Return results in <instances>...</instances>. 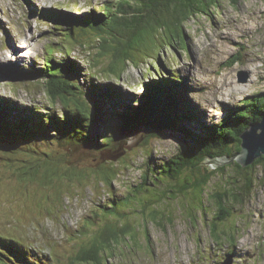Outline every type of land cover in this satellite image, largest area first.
Listing matches in <instances>:
<instances>
[{
  "label": "rangeland",
  "instance_id": "obj_1",
  "mask_svg": "<svg viewBox=\"0 0 264 264\" xmlns=\"http://www.w3.org/2000/svg\"><path fill=\"white\" fill-rule=\"evenodd\" d=\"M120 2L124 0H25L23 5L22 0H0V107L22 111L32 105L41 108L44 117L50 107L62 113L67 104L54 100V106L46 84L40 82L43 68L53 60L65 65L73 60L76 65L66 66H72L73 71L78 67L82 72L75 73L80 76L84 73L77 79L67 67H58L57 77L49 83L53 95L60 90L72 93L70 75L76 84L90 89L86 75L91 72L95 82L117 85L115 94L122 96L120 112L140 99L143 83L150 78L148 75L144 81L145 75L152 69L157 72L159 66L168 68L173 80L187 83L188 99L195 103L196 111H204L190 124L194 133L199 132L200 123L221 121L227 106L232 109L243 98L264 93V0H218L213 10L186 23V43L169 24L191 11H152L163 9V4L150 10L136 7L137 13H131L128 22H116L117 17L106 23L105 19L86 20L94 34L82 33L84 25L79 21L96 18L101 11L107 13L115 3L112 15H117L122 10ZM217 6L221 14L214 13ZM143 24L152 32L137 45L134 36L124 37ZM71 32L74 40L67 38ZM124 48L125 57L115 55ZM234 56L241 59L230 66L228 61ZM114 64L124 70L119 81L111 76ZM241 71L252 74L246 84L238 81ZM9 72L10 76L21 75V81L11 82ZM15 84L25 85V93ZM11 111H6L8 116L0 119V125L13 124ZM16 113L19 124L28 127L24 131L31 133L28 124L33 125ZM108 118L106 132L112 131L111 126L121 131L113 152L138 142L145 134L142 127L122 131L126 128L115 127L116 119ZM8 133L14 143L0 136V264L3 246L12 256L5 264H99L86 257L78 262L82 249L94 246L109 256L103 264H224L228 256H233L232 264H264V167L255 170L258 177L253 194L233 203V193L244 189V181L233 169L216 170L205 193L201 185H193L195 175L187 173L188 181L186 175L173 181L178 190L189 187L184 196L172 193L168 177L150 176L141 182L147 173L145 160L152 157L159 168L176 156L180 147L189 146L191 140L180 126L159 141H144L117 162L107 161L103 169L113 171L106 174L96 172L100 163L106 162L101 159L102 150L65 144L49 133H34L31 139L19 137L21 132ZM226 163L220 159L205 166L212 171ZM157 175L166 174L162 169ZM216 191H225L228 207L236 209L213 232L207 225L216 213L209 196ZM115 198L121 202L110 213L103 205H111ZM40 254H51L53 259Z\"/></svg>",
  "mask_w": 264,
  "mask_h": 264
},
{
  "label": "trees",
  "instance_id": "obj_2",
  "mask_svg": "<svg viewBox=\"0 0 264 264\" xmlns=\"http://www.w3.org/2000/svg\"><path fill=\"white\" fill-rule=\"evenodd\" d=\"M238 1L239 0H234L235 3H238ZM157 4H163L164 8L155 9L152 11H158L160 13H169L170 11H173L174 13H188L191 11L190 14H188L184 19L171 20L173 22L169 24L172 25L171 28L175 34L181 38L183 37L185 40L186 23L192 19V17H199L206 13V10H213L214 6H216V4L218 5V0H124V3L120 4L122 10L117 11V15H112L116 8L114 6L112 10H108L105 16L100 14V16L94 19L110 20V18L113 19L114 17H117L116 22H119L120 20L122 23L123 21L128 22L130 20L129 15L131 13H137L136 7L138 9L142 8L143 10H150L153 9V7ZM214 13L221 14L219 13L218 6L214 10ZM86 20H92V18H86L81 21L84 26L90 28L89 25L91 22H86ZM156 28L159 29L161 26L156 25ZM151 32L152 31L149 30L148 25L143 24L131 29L124 37L131 38L134 36L137 45L143 40L144 36L146 37V34ZM82 33L94 34L91 31H87L85 29H82ZM67 38L74 40L75 33L71 32ZM125 48L115 55L122 54L123 57H125L127 54L124 52ZM181 48L184 49V45ZM240 59V56H234L228 62L230 66H233L235 63H237V61H240ZM156 61L151 63V68L152 65H155ZM228 62L226 63L227 66ZM60 66L67 67L59 60H53L50 61L49 64H46V67L43 68L44 70L41 74L40 82L42 84H46L47 92L52 99L50 97L49 98L54 103V106L57 105V102L54 100H59L63 104H67L66 106H62L63 112L58 113L56 111V107H50V113L46 114L45 118L44 115L33 111L35 110L33 108L25 107L22 111H20V109H17V107L13 109H4L0 107V119H4L8 116L6 114V111L8 110H12L11 113L16 114L14 116L11 114V117L14 118L13 124H5V126L0 125V128L6 130L7 133L8 131L11 133H16V135L17 133L21 132L23 134H21L19 137H23L25 139H31L35 137L33 135L34 133H38L39 136L49 133L50 135L58 137L65 144L69 143L77 147H90L91 149L97 151H101L106 147L104 149L105 151L113 147L116 138L111 134V132H106L104 127L105 122L108 121V118H106L108 116H112L113 119H116L115 121L118 124L115 127H124L127 130L130 129V131L136 127H142L146 129L145 134H147L145 136V144H148L152 141L161 140L166 132L172 131L173 128L180 126L186 139L191 140L189 146L183 145L180 147L179 153L163 162L159 168H156V166L153 165V158L150 157L148 160H146L147 173L143 180L141 178V182L149 180L150 176L160 180L168 177L170 181H175L187 173H192L196 177L193 185H201L205 190L216 172V170L209 171V168L205 169V162L214 161L216 158L219 159L220 157H226L230 160V158L238 155L242 150L241 135L247 131L252 124H257V122L262 120V117L264 118V93H262L243 98L244 101L240 102L238 106H233L232 109L230 108L229 111H227L225 119L217 122V124L200 123L199 132L194 133L189 127L185 126L188 121H191L190 118L195 120V118L198 117L197 115L195 116V113L193 114V111H196L195 103H192L188 99L187 83L173 80L171 78L172 76L170 75V72L167 71V69H163L160 66L157 67V72L152 69L149 72L151 73L150 78H147L146 82L143 83L145 92L142 97V103L140 104L141 101L138 100L135 105L139 106L131 104L128 105L127 111L120 112L119 108L121 107L122 102L119 99H122V96L119 93L115 94L118 87L111 82L101 83L100 80L96 82L102 85L109 92L113 93L112 95H107L106 91L102 90V96L100 98L99 96L101 92L94 90L93 87H90V90L96 97V105L92 101L88 90L81 86L82 83L76 84L73 81L71 75L69 84L73 89L72 93L70 94L67 91L60 90L57 92V94L53 95L49 89V83L52 82L53 78L57 77L56 71ZM67 68L69 69V67ZM170 70L174 69L172 68ZM110 71L113 73L111 76L115 77L114 80L116 81H119L124 73L123 67L118 66V64L112 65L110 67ZM165 73H168V77L165 75ZM89 74L95 81L96 76H94V74L91 72ZM17 75L19 78L21 77V75ZM74 78L77 77L75 76ZM179 78L182 79L183 77ZM84 86L87 87L86 85ZM58 95H62L63 98H58ZM114 99L120 102L117 104L115 103ZM134 100L136 99H132V101ZM16 112L20 113L18 115L23 120L33 125L30 126L27 123L31 129V133L28 134L26 131H24V128L28 129V127L19 124L20 120L17 119ZM104 116H106L105 120ZM42 120H44V122H41ZM40 122L41 124L38 125ZM14 126L19 128V131L15 129ZM111 128L113 130L114 126H111ZM101 129H103V132H101ZM115 129L116 131H119L117 128ZM116 131L113 133L116 134ZM94 132H96V135L98 136L97 139L94 135ZM101 138L102 140H100ZM127 152L128 150H126V153ZM106 163L107 162L100 163V166L96 172L106 174L111 171L112 169H103ZM263 167L264 157L257 160L253 166L248 168L240 166L235 161L230 162L228 167L220 168V170L223 171L228 169V171H230V169H233L235 176L238 179L244 181L243 191L236 190L235 193H233V203L240 201V199L242 200L244 196L249 197L253 194L257 186V180L255 178L258 177L255 170ZM162 169L166 175L160 177L157 175V173ZM197 176L200 177L198 178ZM188 177L189 176L186 175V181H188ZM141 185L142 184H140V186ZM187 189H189V187L184 186L180 188V190L176 188L175 190L171 191L172 193L184 194ZM223 193L226 192L216 191L209 196V205H213L212 210L216 212L213 220L207 224L213 232L219 228L221 223L227 221V217L230 215L233 209H236L228 207V194ZM119 201L120 199L115 198L111 204L112 206H103L105 207L106 211L113 213L114 210H117ZM243 202H245L244 199ZM3 248L4 253L8 254V247L3 246ZM26 253L31 256L29 250H26ZM228 255H231V253ZM40 256L48 260L53 259L49 255L46 256L40 254ZM85 257L87 260H92L95 263L103 264L104 262L106 263L108 261L109 256L104 253L103 248L94 246L91 248H83L78 256V262L84 260ZM6 263L8 262L6 261Z\"/></svg>",
  "mask_w": 264,
  "mask_h": 264
},
{
  "label": "water",
  "instance_id": "obj_3",
  "mask_svg": "<svg viewBox=\"0 0 264 264\" xmlns=\"http://www.w3.org/2000/svg\"><path fill=\"white\" fill-rule=\"evenodd\" d=\"M251 77L252 74L250 72L241 71L238 74V81L242 84H246L250 81ZM144 131L146 132V129H144ZM146 134H141V138L138 142L131 145L127 144L125 149L118 152H113L111 149L103 151L101 159L104 161H119L121 156L126 153V150L133 151L140 147L145 141ZM241 140L242 150L238 155L230 158V162L235 161L240 166L248 168L253 166L257 160L264 157V118L262 117V120L257 122V124H252L250 128L241 135ZM176 186V184L170 182L171 190H175ZM182 196H184V194ZM232 257L233 256H228L229 259L226 262L227 264H232Z\"/></svg>",
  "mask_w": 264,
  "mask_h": 264
},
{
  "label": "bare ground",
  "instance_id": "obj_4",
  "mask_svg": "<svg viewBox=\"0 0 264 264\" xmlns=\"http://www.w3.org/2000/svg\"><path fill=\"white\" fill-rule=\"evenodd\" d=\"M22 2H23V5H25V0H22ZM28 11H30V9L28 10ZM76 13H79L77 10L75 11ZM102 13H104V15L102 14ZM101 15L102 16H105L106 15V12H104V11H101ZM80 17V16H79ZM81 18V17H80ZM109 19H107L106 21H105V23L108 21ZM79 22H81V21H79ZM104 23V24H105ZM103 26L104 25H102L101 27H100V30H101V28H103ZM83 29H85V30H87V31H91L92 29H90V28H88V27H86V26H83L82 27ZM67 63H72V64H74V65H76V63L73 61V60H67L66 61V65H67ZM74 68V70L75 71H78V72H82L78 67H73ZM168 69V68H167ZM69 70L71 71V73L73 74V75H75L77 78H81L83 75H84V73H83V75H78V74H76L75 73V71H73L72 69H70L69 68ZM151 73H148L147 75H145L144 76V81H145V79H146V77H148V75H150ZM8 75L10 76V72L8 73ZM85 77V76H84ZM20 82L21 81V79L18 77V75L16 74V73H14V74H12V76H10V81L11 82ZM86 81H89V85H90V87H93V89L94 90H97V91H99V92H101L102 90H105L106 91V93H107V95H112L113 93H111V92H109L108 90H106L102 85H100V84H98V83H96L93 79H92V77L90 76V75H86ZM140 82V81H139ZM16 86H18V88H20L21 86V88L19 89V92H21V93H25V91H26V89H25V85H21V86H19V85H17V84H15ZM81 86L82 87H84L86 90H88V92H89V94H90V97H91V99H92V101L94 102V104L96 105V97L94 96V94L92 93V91L88 88V87H85L84 85H82L81 84ZM24 88V89H23ZM15 89V88H14ZM13 85H12V89H11V92H13ZM144 92H145V89H144V87H143V93H142V95H141V97H140V104L142 103V97H143V95H144ZM102 96V92H101V94H100V96H99V98ZM189 98H190V96H188ZM115 100V103H117L118 104V101L116 100V99H114ZM174 100V99H173ZM244 101V99H242V100H240V102H243ZM120 102V101H119ZM27 105H31V104H27ZM30 108H33V109H35V111H38V113H40V114H42V113H44L43 111L42 112H39L40 110H41V108H38V107H34V106H29ZM209 108V107H208ZM202 109V108H201ZM226 109H227V111H229V109H230V107L229 106H227L226 107ZM203 110H199V111H193V114L195 113V116L198 114V113H200V112H202ZM204 112V111H203ZM95 113H96V107H95ZM45 114V113H44ZM224 116V115H223ZM105 117L106 116H104V120H105ZM67 118V117H66ZM106 118H108V117H106ZM65 119V118H64ZM191 119V121L193 120V118H190ZM225 119V117H223V119L222 120H224ZM108 120H110L109 118H108ZM191 121H188V123H186L185 124V126H187V127H189L190 128V124H191ZM194 121V120H193ZM61 122V121H60ZM59 122V123H60ZM145 123H147V122H145ZM111 130H112V128H111ZM114 130H115V128L111 131V134L112 135H114L116 138L118 137V134H119V132H121V131H117V133L116 134H114L113 132H114ZM122 131H130V129H125V130H122ZM4 134H5V136H4ZM94 135L96 136V139L98 138V136L96 135V132H94ZM0 136H3L4 138H6L7 140H9V141H11L12 143H14V140L12 139V137H10L9 136V134L6 132V130H4L3 128H0ZM42 264H48V263H42ZM224 264H227V263H224Z\"/></svg>",
  "mask_w": 264,
  "mask_h": 264
},
{
  "label": "clouds",
  "instance_id": "obj_5",
  "mask_svg": "<svg viewBox=\"0 0 264 264\" xmlns=\"http://www.w3.org/2000/svg\"><path fill=\"white\" fill-rule=\"evenodd\" d=\"M122 2H120V4H121ZM115 7H116V3H115ZM92 20H94V18H92ZM67 67H69L70 69H72L71 67L72 66H67ZM252 78V77H251ZM226 116V115H225ZM106 148V147H105ZM105 148H103V149H105ZM109 150V149H108ZM104 150H102V152H103ZM102 154V153H101ZM220 159H225L226 161H227V163L226 164H224L222 167H218V168H216V169H214V170H219V171H221L220 170V168H223V167H228L229 166V163H230V160L229 159H227L226 157H220L219 159H217L216 158V160H220ZM215 161V160H214ZM107 162V161H106ZM145 162H146V160H145ZM209 161H206L205 162V164L207 165V163H208ZM205 164H204V166H205ZM205 169H208L206 166H205ZM229 170V169H228ZM228 170H226V171H224V172H228ZM209 171H211V170H209ZM213 171V170H212ZM223 171V170H222ZM170 181V180H169ZM176 181V180H175ZM170 182H172V183H175V182H173L172 180L170 181ZM204 191V193H205V190H203ZM119 202H121V200L119 201ZM48 256V255H47ZM49 256H51V254H49ZM11 258H12V256H11V254H10V256H6V255H4L3 256V264H5L6 263V261L8 262L9 260H11Z\"/></svg>",
  "mask_w": 264,
  "mask_h": 264
}]
</instances>
